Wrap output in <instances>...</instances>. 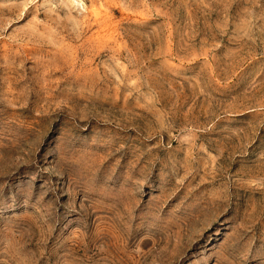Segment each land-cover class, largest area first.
Masks as SVG:
<instances>
[{
    "label": "rangeland",
    "instance_id": "obj_1",
    "mask_svg": "<svg viewBox=\"0 0 264 264\" xmlns=\"http://www.w3.org/2000/svg\"><path fill=\"white\" fill-rule=\"evenodd\" d=\"M0 264H264V0H0Z\"/></svg>",
    "mask_w": 264,
    "mask_h": 264
}]
</instances>
